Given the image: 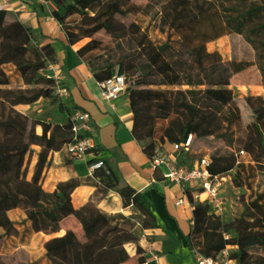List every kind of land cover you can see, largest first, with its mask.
I'll return each mask as SVG.
<instances>
[{
    "label": "trees",
    "instance_id": "trees-1",
    "mask_svg": "<svg viewBox=\"0 0 264 264\" xmlns=\"http://www.w3.org/2000/svg\"><path fill=\"white\" fill-rule=\"evenodd\" d=\"M51 1L56 6L52 16L64 30L68 44L90 37L76 53L91 72L100 74L105 68L94 62L92 52L99 44L91 35L103 29L118 39L126 38L119 17L135 11L136 5L131 0ZM158 4V28L166 33V40L153 43L136 28L131 33L136 38L134 51L117 62L121 74L126 58L132 59L141 73L140 81L129 89L132 136H153L160 144H180L192 135L185 154L198 140L226 139L228 147L216 148L209 156L202 154L198 160L209 158L212 175L235 170L233 181L241 186L238 176L244 165L239 151L264 168V118L246 125L243 148L237 151L233 144L241 127L238 107L233 103L224 106L215 95L230 84L233 75L252 65L257 66L264 86V0H159ZM74 14L82 18L68 22ZM227 34L242 35L254 51V61L225 59L218 50L207 49L209 42ZM32 39L31 28L14 12L0 10V242L8 237L23 242L33 233L55 236L43 242V258L27 260L20 251L0 254V264H39L40 260L49 264H123L129 258L128 246L138 241L136 222L142 229H154L158 226L155 214L140 192L123 184L105 165L93 176L110 175L113 183L109 187L121 198L123 207L132 205L138 213L134 217L104 215L106 225L100 231L96 224L101 219L85 226L77 219L71 197L81 184L79 178L59 181L52 191L44 189L54 152L66 150L71 140V125L69 120L60 124L31 118L16 109L50 98L55 85L51 76L39 75L48 63L55 62L54 49L51 44L34 46ZM8 65L18 83H13ZM182 85L187 88H180ZM244 100L251 109L264 105L262 95L245 94ZM157 174L155 171L154 176ZM184 192L194 207L192 228L186 237L190 250L214 258L231 246L236 251L229 256L240 264H251L254 249L264 251V236L255 234L264 232V189H251L241 213L228 222L210 212L206 203L193 201L189 189ZM14 209L21 210L24 218L12 219L9 212Z\"/></svg>",
    "mask_w": 264,
    "mask_h": 264
},
{
    "label": "crops",
    "instance_id": "crops-1",
    "mask_svg": "<svg viewBox=\"0 0 264 264\" xmlns=\"http://www.w3.org/2000/svg\"><path fill=\"white\" fill-rule=\"evenodd\" d=\"M9 1V10L31 28L33 45L51 44L53 47L55 62L49 63L51 67L46 72L49 76L59 74V81L68 88V95L64 98H67L71 109L76 107L89 114L94 127L95 145L99 149L81 158H72L66 150L54 152L53 164L45 173L44 189L52 191L59 181L79 178L81 184L73 191L71 201L82 226L98 220L100 215L120 212L122 200L109 187L113 183L112 177L108 174L94 177V172L89 170L90 161L101 160L105 166L112 168L123 184L142 194L149 202L158 225L154 229H142L139 223L135 225L134 233L138 241L130 246L129 258L123 264H197L186 240L193 224V209L175 204L180 198H188L180 186L163 180L159 170L154 176L155 171L151 166V159L158 150L165 155L173 154L178 161L181 160L178 156L183 153H173L170 143L160 144L153 136H132L133 113L129 91L113 102L101 96L99 83L106 79L105 75H95L77 55L82 42L75 45L67 43L64 30L52 16L56 6L51 0L43 5H26L23 0ZM33 106L35 104H23L16 106V109L31 117L29 110ZM258 108L264 113V105ZM189 191L193 192V188ZM9 215L14 220L24 218V213L19 209L10 211ZM52 236L55 235L33 233L24 239L21 247L34 240H38L42 246ZM229 248L231 246L226 250L229 251Z\"/></svg>",
    "mask_w": 264,
    "mask_h": 264
},
{
    "label": "rangeland",
    "instance_id": "rangeland-1",
    "mask_svg": "<svg viewBox=\"0 0 264 264\" xmlns=\"http://www.w3.org/2000/svg\"><path fill=\"white\" fill-rule=\"evenodd\" d=\"M158 1L159 0H131V2L136 5V10L132 11L127 16L119 17V21L123 22L125 25L128 35L126 38L118 39L103 29L91 35V38L95 39L99 44V48L92 52L94 62L105 68L100 74L105 75L106 78L110 77L118 69L117 62L120 61L123 56L134 51L136 38L135 36H132L131 33L136 28H139L140 32L146 33L148 39L153 43L159 44L166 40V33H162L158 28ZM87 12L89 15H92V12ZM81 18V14H74L70 16L67 21H79ZM89 40L90 37L84 38L81 41L82 45ZM207 49L209 51L218 50L225 59L254 61V51L244 40L242 35H224L213 42H209L207 44ZM108 65L112 66L108 67ZM6 70L12 72L10 75L13 83H18L13 67L8 65L6 66ZM39 75L45 77L48 75V72L43 69L39 72ZM122 75H124L126 79V91H129L131 87L135 86L141 78V73L139 72L137 64L130 58L124 59V70ZM180 88L186 89L187 86L182 85ZM245 94L264 96V86L262 84L261 74L256 65H252L233 75L230 79V84L226 88L219 89L215 95L216 101L224 106L233 103L238 107L241 127L236 130V141L233 144V148L237 151L243 148L241 142L245 138V127L249 121L259 123L264 118V113L258 107L251 109L246 104L244 100ZM34 104L35 106L29 110L31 117L46 122L60 124H64L68 121L71 106L67 104V98L54 94L53 90L50 98H42ZM186 111L189 114L193 113V110L190 107H186ZM228 145L229 142L226 139L209 137L204 140L196 141L192 144L190 151L187 154H180L178 158L181 159L180 164L185 167H190L202 157V154L209 156L214 149L228 147ZM239 159L244 165V168H242V171L238 176L242 185H235L233 178L236 172L233 170L223 175L224 179L221 181L219 188L221 195L224 197L225 203V212L221 216V219L224 222L231 221L241 213L243 209L242 202L243 200L248 199L251 189H254V191H262L264 189L263 166L250 162L251 159L246 154L240 155ZM137 213V210L133 207L130 208V214L124 215L123 213L118 212L113 215L122 214L127 217H134ZM98 219H101V221L96 224V229L100 231L106 225V221H104V215L98 216ZM133 222L135 223L136 219H133ZM255 234L258 236H264V232H258ZM21 243L22 242L18 237L5 238L0 242V254L12 255L18 254L21 251L24 258L27 260L43 258V248L38 240L28 243L27 245H24V247H21ZM128 248H130V246H128ZM235 251L236 248L231 247L229 248L228 253L233 254ZM129 252H131V250ZM252 254V257L254 258L251 264H264V251L261 248L254 249ZM39 264L49 263L40 260Z\"/></svg>",
    "mask_w": 264,
    "mask_h": 264
},
{
    "label": "built area",
    "instance_id": "built-area-1",
    "mask_svg": "<svg viewBox=\"0 0 264 264\" xmlns=\"http://www.w3.org/2000/svg\"><path fill=\"white\" fill-rule=\"evenodd\" d=\"M48 0H23L26 5L45 4ZM10 1L0 0V10H9ZM51 64H47L46 69H50ZM51 77L55 80L53 88L54 94L65 97L68 95V88L59 81V74H53ZM101 96L108 102H113L122 93L127 90L125 76L118 72V69L110 77L102 80L99 83ZM71 125V140L66 145V151L72 158H81L86 154L92 153L96 147L94 141V127L90 116L87 112L81 109H71L68 116ZM192 135H188L186 140L180 144H171L173 153L185 154L191 144ZM239 154H244L239 151ZM209 158L205 156L201 160H197L190 167H185L180 164L173 154L165 155L161 151H156L151 159V166L154 171L159 170L163 180L175 183L183 189L193 188L191 196L193 201L206 203L210 211L218 216H222L225 212L224 197L220 192V184L224 179L223 176L212 175L208 170ZM89 170L94 172L96 169L104 167L101 160L90 161L88 164ZM154 180V178H153ZM185 193V192H184ZM176 205H187L193 209V204L180 198L175 202ZM132 205L122 207L120 212L124 215L130 214ZM197 264H240L236 259L229 256L225 249L216 257H205L198 252H194Z\"/></svg>",
    "mask_w": 264,
    "mask_h": 264
}]
</instances>
